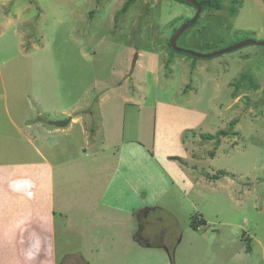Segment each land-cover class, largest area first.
<instances>
[{"label":"rangeland","instance_id":"1","mask_svg":"<svg viewBox=\"0 0 264 264\" xmlns=\"http://www.w3.org/2000/svg\"><path fill=\"white\" fill-rule=\"evenodd\" d=\"M124 1L0 0V102L7 96L9 106L18 104L27 110L28 120L34 123L41 118L36 114L37 106L44 108L42 119L49 121H64L78 114L91 121L98 110L97 101L109 93L101 106L108 128L110 132L124 128L125 139L112 142L105 157L129 161L131 142L125 141L133 138L127 137L128 132H134L129 122L132 110L127 109L128 115H113L118 107L114 104H121L112 102L114 87L120 84L127 97L141 95L145 110H150L144 114L151 113L156 101L168 110L175 101L188 106L185 97L190 95V87L207 90V94H199L192 109L207 114L211 125L205 134L221 129L229 134L217 138L219 142L215 138L196 139L186 146L201 159L188 169L194 168V178L202 174L206 181L200 186L201 193L191 196L190 206L175 211L180 229L172 226L169 216L165 219L170 233L183 236L173 264H264V47L249 45L207 60L176 54L172 61L175 53L170 52L167 42L174 29L194 17V8L178 0H135L115 22L114 15ZM240 1L234 15L228 11L229 0H221L222 10L202 12L197 24L179 36L176 46L206 55L244 40L264 42V0ZM181 58L211 61L215 75L227 81L228 88L212 93L201 75H186ZM186 80L187 87L182 85ZM182 91L184 95H180ZM122 108L119 106V111ZM65 112L67 117L60 116ZM232 121L235 124L230 128ZM96 122L94 118L90 124L95 126ZM72 129L63 146L71 139L74 143L73 138L81 139L79 128ZM149 130L147 124L142 139L141 134L137 138L136 144L143 149L135 161L188 163L185 147L167 138L163 143L157 136L155 142L146 139L151 136ZM188 134L186 140L191 138ZM192 135L198 138L197 133ZM55 137L59 135H52L47 143L42 135L39 144L49 152L57 142ZM172 152L177 160L167 159ZM218 173H222L220 178L207 179ZM162 178L158 170L152 181L161 183ZM199 214L206 224L192 230L191 219ZM155 217H149L150 227H154ZM144 233L154 231L144 227ZM242 234L249 243V253Z\"/></svg>","mask_w":264,"mask_h":264},{"label":"crops","instance_id":"2","mask_svg":"<svg viewBox=\"0 0 264 264\" xmlns=\"http://www.w3.org/2000/svg\"><path fill=\"white\" fill-rule=\"evenodd\" d=\"M172 56V61L177 58L176 54ZM180 60L186 75H201L212 93L228 88L227 81L215 75L211 61ZM112 90L113 104L121 102L114 104L118 107L113 115L123 116L127 109L132 110L129 122L134 132H128L127 137L133 138L125 141L131 142L129 161L105 157L112 142L125 139L124 128L121 132L120 128L113 132L108 128L109 120L101 106L109 93L97 101L99 111L92 118L97 120L95 126L83 114L70 117L72 123L65 127L53 126L42 119L44 108L38 106L36 114L41 118L30 122L27 110L18 104L10 107L7 96L0 102V264H60V259L63 264H173L170 256L175 258L183 236L177 238L164 223L169 216L174 221L172 226L180 229L175 211L190 206L191 196L201 193L200 186H205L206 178L202 174L194 178V168L188 169L193 161L201 163V159L186 146L201 140L199 134L208 133L211 124L207 114L192 109L199 94L208 92L190 87V95L185 97L188 106L175 101L168 110L156 101L151 113L144 114L150 110H145L141 95L127 97L120 84ZM119 106L123 107L121 111ZM147 124L151 136L146 139L155 142L157 136L163 143L167 138L185 147L183 152L189 159L185 166L166 159L135 161L143 149L136 144L137 138L141 134L142 139ZM74 126L79 128L81 139L73 138L76 143L71 139L64 147L63 140ZM193 133L198 138L193 139ZM56 134L57 142L51 150L47 146V152L39 140L43 135L48 143ZM175 155L172 152L167 159L177 160ZM64 156H68L66 161H62ZM158 170L163 176L161 183L152 181ZM151 215L156 216L154 227L149 225ZM197 217L203 218L201 214ZM144 227L154 233H144Z\"/></svg>","mask_w":264,"mask_h":264},{"label":"trees","instance_id":"3","mask_svg":"<svg viewBox=\"0 0 264 264\" xmlns=\"http://www.w3.org/2000/svg\"><path fill=\"white\" fill-rule=\"evenodd\" d=\"M178 1L185 3L183 0H178ZM194 1H196V2L199 4V6H200V14H201L202 12H204L205 10H222V9H224V6L222 5L221 0H194ZM229 1H230V5H229V7H228V8H229L228 11H229V13H230L231 15H234V14L237 13L238 8L241 6L242 3H241L240 0H229ZM134 2H135V0H125V1L123 2L121 8H120L118 11H116V13H115V15H114V20H115V22H118L119 17H120L121 15H123V14H125V13L128 12L130 6H131ZM185 4L188 5L187 3H185ZM199 16H200V15H199ZM198 19H199V17H198ZM198 19L196 20V22H195L194 25L197 24ZM186 21H188V20H186ZM186 21H185V22H186ZM185 22H184V23H185ZM176 30H177V29H174V30L172 31V35L175 33ZM172 35H171V36H172ZM170 38H171V37H170ZM167 47H168V49L170 50L171 53H175V54H185V53H181V52H178V51L173 50V49L170 47V39H169L168 42H167ZM186 55H187V54H186ZM252 85H253V84H252ZM263 100H264V93H263ZM234 122H235V121H232V122L230 123V128L233 127V125L235 124ZM228 134H229L228 131H225V130H219V131H217V133L214 134V135H210V134H200L199 136H200V139H202V140H204V141L211 140V139L215 138V139L219 142V139H217V138H219L220 136L225 137V136H227ZM224 174H225V173H224ZM221 175H222V173H218L217 175H216V174H214V175H208L207 178L210 179V180H211V179H218V178H220ZM205 224H206V222H205V220H204L203 218H201V217H197V216H194V217L191 219L190 228H191L192 230H198L199 228L205 226ZM243 237H244V235L242 234V235H241V238H243ZM245 251L248 252V253L250 252V246H249V243L247 244V242H246V244H245ZM170 261H171V263H173L172 256H170Z\"/></svg>","mask_w":264,"mask_h":264},{"label":"water","instance_id":"4","mask_svg":"<svg viewBox=\"0 0 264 264\" xmlns=\"http://www.w3.org/2000/svg\"><path fill=\"white\" fill-rule=\"evenodd\" d=\"M185 3L191 5L192 7L195 8V14H194V17L185 22L179 29H177L175 31V33L172 35V37L170 38V47L175 50V51H178V52H181V53H185L191 57H194V58H201V59H209V58H212L216 55H220V54H224V53H227V52H231V51H235V50H238L240 48H243L245 46H249V45H254V46H261V47H264V42H259V41H253V40H244L234 46H231L227 49H224V50H221V51H218V52H215V53H212V54H198V53H195V52H192V51H186V50H182V49H179L177 46H176V41L178 39V37L184 32L186 31L189 27H191L192 25L195 24L196 20L198 19L199 17V14H200V6L199 4L194 1V0H183ZM70 121V118H67L66 120L64 121H51L49 122L51 125L53 126H57V127H64L66 126Z\"/></svg>","mask_w":264,"mask_h":264},{"label":"clouds","instance_id":"5","mask_svg":"<svg viewBox=\"0 0 264 264\" xmlns=\"http://www.w3.org/2000/svg\"><path fill=\"white\" fill-rule=\"evenodd\" d=\"M189 5V4H188ZM189 6H191V5H189ZM192 7V6H191ZM194 8V7H193ZM194 10H195V8H194ZM200 15V14H199ZM189 21V20H188ZM187 22V21H186ZM193 26V25H192ZM172 37V36H171ZM189 56V55H188ZM191 57V56H190ZM191 58H194V57H191ZM241 240L246 244V236L244 235V237L243 238H241Z\"/></svg>","mask_w":264,"mask_h":264},{"label":"flooded vegetation","instance_id":"6","mask_svg":"<svg viewBox=\"0 0 264 264\" xmlns=\"http://www.w3.org/2000/svg\"><path fill=\"white\" fill-rule=\"evenodd\" d=\"M179 38V37H178Z\"/></svg>","mask_w":264,"mask_h":264}]
</instances>
